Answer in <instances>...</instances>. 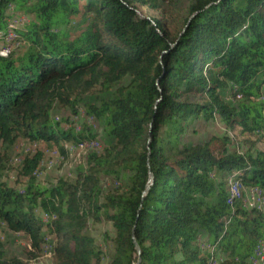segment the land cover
<instances>
[{"label":"trees","instance_id":"trees-1","mask_svg":"<svg viewBox=\"0 0 264 264\" xmlns=\"http://www.w3.org/2000/svg\"><path fill=\"white\" fill-rule=\"evenodd\" d=\"M136 3L162 10L160 0H0V43L9 32L28 43L22 54L0 56V147L24 140L66 155L62 143L97 141L92 126L65 128L55 106L72 116L84 109L113 141L90 153L74 179L51 186L38 178L44 151L22 159L20 188L2 180L9 160L0 154V221L29 238V261L49 238L55 264H103L88 225L106 221L115 231L108 264H136V243L140 264H217L205 243L220 264H253L264 209L245 207L228 183L264 189V152L230 151L227 136L181 139L195 120L219 118L264 140V0H191L177 27L140 16ZM15 11L32 17L16 32L7 30ZM78 16L83 29L73 38ZM103 176L118 186L105 191ZM0 264L25 262L6 258L0 241Z\"/></svg>","mask_w":264,"mask_h":264},{"label":"rangeland","instance_id":"rangeland-1","mask_svg":"<svg viewBox=\"0 0 264 264\" xmlns=\"http://www.w3.org/2000/svg\"><path fill=\"white\" fill-rule=\"evenodd\" d=\"M162 5V10L165 11L163 14L161 11H155L150 6L142 7L140 4L136 3L139 8L138 13L140 16H146L148 18H160L164 19L166 16L169 20L171 27H177L182 23V21L188 16V8L191 0H174V3L170 5L168 2L160 0ZM13 9V7H12ZM11 13L13 11L11 10ZM15 19V20H14ZM32 19L31 16L25 15L23 12L15 11L13 19H10L9 27L7 30H14L23 28V24L28 23ZM82 21L81 16L73 19V23L69 26V31L73 35L72 37L78 36L83 27H79L78 24ZM6 32V31H3ZM14 41L10 44H5L2 48L10 49L13 54H22L28 43H26L17 33L13 37L5 38V41ZM2 43H0V46ZM109 95H103L102 97L108 98ZM223 96L228 101H232L227 93H223ZM197 98L191 97L190 100L194 101ZM85 101L87 103L95 102L94 96H88ZM53 117L58 121L63 119H69V124L64 122L65 128L71 126L82 129L84 125H89L94 128V131L98 134L97 141L93 145H89L83 149L71 144L62 143L66 149V155H63L57 148L55 144L48 145L47 143H34L29 144L24 140H18L10 149L6 150V146L0 147V154H6L9 162H5L7 170L2 171V180L7 182L10 186L20 188L21 178L19 177V167L22 163V159L30 152L40 149L45 152L44 162L38 173V178L41 183L45 186H51L56 184L57 181L62 177H69L74 179L77 174V168L80 165H85L88 155L90 153H101L107 145L112 144V139L105 137L103 131L100 129V124L85 114L84 109H81L78 116H72L69 110L55 106L53 109ZM240 129L230 130L225 126L219 118L213 121L206 122L203 119H197L191 123L188 131L181 139L182 144L195 145L198 143H204L212 138L222 139L228 137L230 139L228 148L230 151H236L237 153H244L248 149L252 151H262L264 152V140L258 137H252L250 135H243ZM79 148V149H78ZM102 188L105 191H110L118 186L117 181L114 178L103 176L101 179ZM228 191L240 201L245 202L249 190H241L231 181L228 183ZM252 207V206H249ZM41 217L45 219V215L41 212ZM88 230L91 232L95 238L97 244L102 248L104 252L103 264H108L109 256L112 252V245L108 236L114 237V228L111 223L103 221L101 223L89 222ZM107 235V236H106ZM0 241L4 245V251L6 258L18 257L25 264H55L53 259L54 241L48 238V243L44 246L42 255L38 260L29 261L27 259V252L30 250L29 238L23 234H15L9 231L5 223L0 221ZM202 248L215 254V262L220 264L221 258L218 256L216 251L208 245L207 243L202 244ZM264 263V258L262 259Z\"/></svg>","mask_w":264,"mask_h":264},{"label":"bare ground","instance_id":"bare-ground-1","mask_svg":"<svg viewBox=\"0 0 264 264\" xmlns=\"http://www.w3.org/2000/svg\"><path fill=\"white\" fill-rule=\"evenodd\" d=\"M14 20H15V19H14ZM13 35H14L13 32H9V34L6 36V38L13 37ZM0 39H1V37H0ZM3 39H4V38H3ZM3 39H2V40H3ZM259 99H260L261 101H264V89H263L262 94H261V96H260ZM261 134H264V130L261 132ZM92 143H94V142L86 143V144H80V145H76V146L79 147L80 149H83V148L87 147L88 144H89V145H93ZM94 144H95V143H94ZM79 148H78V149H79ZM250 190H251V189H250ZM251 197H252V190H251L250 194L248 195V197H247V199L245 200V202H244L243 205H245V207H247V208H249V206H252L253 208H258V209H260V205H259V203H251V204H247V203H249V200H250ZM242 203H243V202H242ZM263 258H264V242L261 243V244L259 245V247L257 248V251H256V256H254L250 261H251V263H253V264H264L263 261H262Z\"/></svg>","mask_w":264,"mask_h":264},{"label":"built area","instance_id":"built-area-1","mask_svg":"<svg viewBox=\"0 0 264 264\" xmlns=\"http://www.w3.org/2000/svg\"><path fill=\"white\" fill-rule=\"evenodd\" d=\"M11 9V7H10ZM14 41H5L2 43V45L0 46V56L3 57H8L10 54H12V52H10V49L8 48H2L5 46V44H10L13 43ZM94 144V143H92ZM251 203H259L260 205V211L263 212L264 209V189H260V187L258 186H252V197L249 200V203L247 204H251Z\"/></svg>","mask_w":264,"mask_h":264},{"label":"water","instance_id":"water-1","mask_svg":"<svg viewBox=\"0 0 264 264\" xmlns=\"http://www.w3.org/2000/svg\"><path fill=\"white\" fill-rule=\"evenodd\" d=\"M152 182H153V175H151V180H150V183H152ZM148 189H149V187H148ZM136 249H137V252L139 255V259H138L136 264H140L141 263V249L137 243H136Z\"/></svg>","mask_w":264,"mask_h":264}]
</instances>
